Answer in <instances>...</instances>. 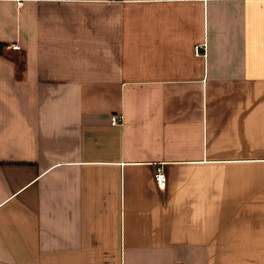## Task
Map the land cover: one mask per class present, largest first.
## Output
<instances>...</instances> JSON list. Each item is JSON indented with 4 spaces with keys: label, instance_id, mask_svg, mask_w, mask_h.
Segmentation results:
<instances>
[{
    "label": "crops",
    "instance_id": "obj_1",
    "mask_svg": "<svg viewBox=\"0 0 264 264\" xmlns=\"http://www.w3.org/2000/svg\"><path fill=\"white\" fill-rule=\"evenodd\" d=\"M0 264H264V0H0Z\"/></svg>",
    "mask_w": 264,
    "mask_h": 264
},
{
    "label": "built area",
    "instance_id": "obj_2",
    "mask_svg": "<svg viewBox=\"0 0 264 264\" xmlns=\"http://www.w3.org/2000/svg\"><path fill=\"white\" fill-rule=\"evenodd\" d=\"M12 48L14 49H20L21 48V44H19L18 42H15L12 44ZM195 50L197 53L200 52V46L199 45H196L195 47ZM124 118V115L123 113H115L113 114L112 116V120H111V123L112 124H120L122 122ZM155 179L158 183V185L160 187H164L166 185V174H165V171L163 170V168H159L158 171L156 172L155 174Z\"/></svg>",
    "mask_w": 264,
    "mask_h": 264
}]
</instances>
